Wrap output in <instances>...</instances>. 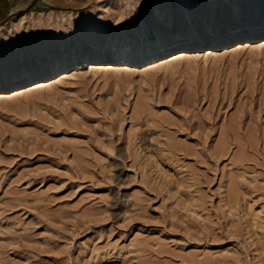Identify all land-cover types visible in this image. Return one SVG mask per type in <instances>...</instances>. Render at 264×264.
<instances>
[{"label": "rangeland", "instance_id": "374dc122", "mask_svg": "<svg viewBox=\"0 0 264 264\" xmlns=\"http://www.w3.org/2000/svg\"><path fill=\"white\" fill-rule=\"evenodd\" d=\"M11 3L0 264H264V0ZM182 12L189 49L117 59Z\"/></svg>", "mask_w": 264, "mask_h": 264}, {"label": "bare ground", "instance_id": "6f19581e", "mask_svg": "<svg viewBox=\"0 0 264 264\" xmlns=\"http://www.w3.org/2000/svg\"><path fill=\"white\" fill-rule=\"evenodd\" d=\"M126 1L130 2V4H144V5L147 4L145 2H141L138 0H126ZM150 1H155V0H150ZM99 2H101L102 6H106L112 4L111 2L113 3L120 2V0H99ZM181 17L182 20L180 21V24L172 25L174 28L170 32L164 30H158V29L155 30V32H153L152 27L148 21H146V26L141 25L140 27H138L136 23V26L133 29L128 28L127 31H124L123 37L114 42L115 45L113 46V48L117 50L115 51V55L117 59H119V61L121 60V62L122 61L125 62V64H129L131 60L135 62H145L155 59L158 56H163L171 52H176L179 49H189L191 47V44L189 42L190 40L188 39H193V37L198 35L196 34L195 36L186 35L183 32V25L185 24L187 25V16L185 15L184 12H182ZM252 27L253 26H247V27L240 26L237 28L238 31L232 34L231 37L233 39L236 38L239 40V38L243 37V35L246 34L247 32H250L251 34L253 33V35L258 34L260 31L264 32V22L262 23V25H256V27L255 26L253 28ZM127 32H132L133 35L138 36L139 42L135 43L132 42V40L127 41L125 38L126 36L125 33ZM220 35L221 33H219L217 40L214 43H212V46L221 44L223 42H227V39L225 37H220ZM262 44H264V42ZM179 54L182 55H179L178 57L180 58L182 56L185 57V51H181V53Z\"/></svg>", "mask_w": 264, "mask_h": 264}, {"label": "crops", "instance_id": "0c3cea01", "mask_svg": "<svg viewBox=\"0 0 264 264\" xmlns=\"http://www.w3.org/2000/svg\"><path fill=\"white\" fill-rule=\"evenodd\" d=\"M10 0H0V6H7V4L6 3H8ZM14 1L15 0H11V4H13L14 3Z\"/></svg>", "mask_w": 264, "mask_h": 264}, {"label": "water", "instance_id": "95a60500", "mask_svg": "<svg viewBox=\"0 0 264 264\" xmlns=\"http://www.w3.org/2000/svg\"><path fill=\"white\" fill-rule=\"evenodd\" d=\"M43 1V0H42ZM71 1V5L74 3L75 0H69ZM98 1V0H97ZM138 1H141V2H145V1H148V0H138Z\"/></svg>", "mask_w": 264, "mask_h": 264}]
</instances>
